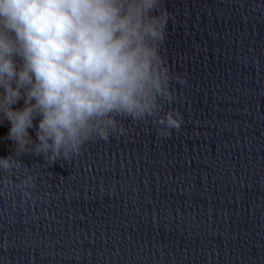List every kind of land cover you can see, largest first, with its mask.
<instances>
[{
  "label": "water",
  "instance_id": "95a60500",
  "mask_svg": "<svg viewBox=\"0 0 264 264\" xmlns=\"http://www.w3.org/2000/svg\"><path fill=\"white\" fill-rule=\"evenodd\" d=\"M163 2L180 129L126 119L51 164L17 156L0 118L21 162L0 170V264H264V0Z\"/></svg>",
  "mask_w": 264,
  "mask_h": 264
},
{
  "label": "clouds",
  "instance_id": "9594fccd",
  "mask_svg": "<svg viewBox=\"0 0 264 264\" xmlns=\"http://www.w3.org/2000/svg\"><path fill=\"white\" fill-rule=\"evenodd\" d=\"M170 18L163 0H0V118L16 155L68 161L125 133L126 119L178 131L182 114L165 110L177 100L172 82L185 83L163 55ZM20 164L0 157L6 173ZM16 186L30 195L34 176Z\"/></svg>",
  "mask_w": 264,
  "mask_h": 264
}]
</instances>
